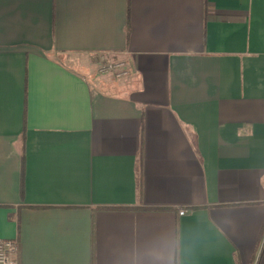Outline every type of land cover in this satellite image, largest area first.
<instances>
[{"label": "crops", "instance_id": "crops-1", "mask_svg": "<svg viewBox=\"0 0 264 264\" xmlns=\"http://www.w3.org/2000/svg\"><path fill=\"white\" fill-rule=\"evenodd\" d=\"M0 239L19 264H264V0H0Z\"/></svg>", "mask_w": 264, "mask_h": 264}, {"label": "built area", "instance_id": "built-area-1", "mask_svg": "<svg viewBox=\"0 0 264 264\" xmlns=\"http://www.w3.org/2000/svg\"><path fill=\"white\" fill-rule=\"evenodd\" d=\"M98 72L100 74H110L116 80L127 78L131 75V70L126 61L113 58L108 53H100L96 56ZM181 216L187 211L181 210ZM0 264H19V241L0 239Z\"/></svg>", "mask_w": 264, "mask_h": 264}, {"label": "trees", "instance_id": "trees-1", "mask_svg": "<svg viewBox=\"0 0 264 264\" xmlns=\"http://www.w3.org/2000/svg\"><path fill=\"white\" fill-rule=\"evenodd\" d=\"M24 116H25V119H24V128H26V121H27L26 120V111H25V115ZM22 192H24V188L23 187H22Z\"/></svg>", "mask_w": 264, "mask_h": 264}]
</instances>
